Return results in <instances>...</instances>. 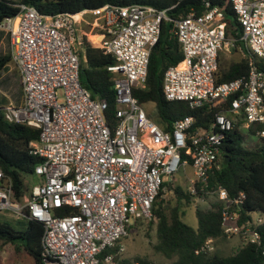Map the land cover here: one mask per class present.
I'll return each instance as SVG.
<instances>
[{"label": "built area", "instance_id": "built-area-1", "mask_svg": "<svg viewBox=\"0 0 264 264\" xmlns=\"http://www.w3.org/2000/svg\"><path fill=\"white\" fill-rule=\"evenodd\" d=\"M225 1L240 26L242 47L237 52L246 59L245 74L214 80L217 53L228 50L233 37L225 35L223 11L211 0H201L200 12L190 7L169 28L181 58L163 70V96L197 107L232 95L227 107L213 113L208 127L194 131L188 130L190 115L162 128L131 92L144 84L160 20L169 19L166 8L102 3L74 13L46 14L18 3L14 14L0 20L21 92L19 103L7 101L0 106V115L39 129L37 138L29 141L30 152L39 158L33 166L37 178L17 201L11 199L10 180L0 169V210L21 218L25 209L26 216L41 222L43 264H98L101 249L126 234L129 217L150 218L161 182L179 165H187L182 148L192 153L188 190L194 192L195 180H205L220 168V145L232 117L239 115L245 126L264 121V69L254 62V57L264 60V0ZM86 12L94 16L89 24L103 31L97 46L115 60L107 66L113 73L112 127L103 113L106 102L91 98L78 78L83 50L77 26L86 22ZM215 191L223 200L220 225L224 234H237L264 250L256 229L264 215L257 213L238 222L233 204L239 201L228 198L220 185ZM67 206L75 211L56 213ZM211 248V238H207L200 250ZM122 250L118 243L117 253ZM103 260L114 264L109 253Z\"/></svg>", "mask_w": 264, "mask_h": 264}, {"label": "trees", "instance_id": "trees-1", "mask_svg": "<svg viewBox=\"0 0 264 264\" xmlns=\"http://www.w3.org/2000/svg\"><path fill=\"white\" fill-rule=\"evenodd\" d=\"M18 3L30 4L39 12L46 14L74 13L82 9H92L102 3L118 5L144 3L156 8H166L169 19L160 20L157 39L149 50L144 84L132 88V94L140 103L145 101L153 103L155 109L153 120L164 129H168L172 121L186 115L193 118L188 127L189 131L200 127L206 128L212 120L213 113L229 105L232 95L223 101L213 99L209 103L191 107L185 100L166 99L161 91V76L164 68L181 58L179 44L173 33L169 31L172 20L185 14L190 7L200 12L203 8L201 0H0V20L14 14L18 10ZM211 3L221 7L224 33L233 37L229 49L237 51L238 46L242 47L238 38L240 26L229 2L211 0ZM84 15L94 20V16L89 12ZM88 26L86 30H81L80 45L83 50V60L81 59L79 63L78 78L91 98L103 99L106 102L103 113L106 123L112 127L115 123L113 73L107 69V66L114 64L115 60L97 46L103 31L90 24ZM9 60L8 51L0 54V69ZM254 62L259 68L264 69V60L254 57ZM246 71L247 63L244 57L238 55L225 59L222 57V52L218 51L214 71L215 82L245 74ZM147 115L149 116L148 113ZM231 122V128L226 132L220 145L222 155L220 168L209 173L205 180H195L193 193H185L179 185L172 186L176 197H184L186 200L190 194L203 197H207L212 192L215 194V199L210 201L208 207L194 208L195 226L182 221L183 212L178 205L165 209L159 196L162 187L168 183L161 182L150 208V217L155 218L156 240L153 248L167 257L174 256V258L169 262L157 264H264V250L248 241L241 240L231 253H222L218 249L200 250L207 238H211L212 242L225 235L220 225V208L223 200L216 195L217 185L224 188L228 198L239 201L233 204L238 212V222L251 218L252 211L264 215V121H255L245 126L247 134L256 136L247 144L242 143L245 134L238 131V126L242 123L241 117L233 116ZM259 130H263V134H259ZM38 132L39 129L36 127L22 122L7 121L0 115V169L10 180V197L13 200L19 201L37 178L33 166L39 158L30 152L29 141L36 139ZM186 141L188 143V140ZM180 152L189 165L192 153L185 151V148ZM225 157L226 161L223 162ZM73 211L75 207L67 206L57 209L56 213L65 214ZM24 214L25 216L14 219L0 217V244L8 242L15 248H22L31 257L32 264H43L40 243L42 224L26 216L25 209ZM129 226L130 224L126 229ZM256 229L261 241L264 242V221L258 224ZM15 240L17 243H14ZM118 241L119 239L114 245L101 249L98 254V264H108L103 260V255L106 253L110 254L114 264L130 263L132 260H138L141 264H152L144 257L135 256L132 259L120 257L117 253Z\"/></svg>", "mask_w": 264, "mask_h": 264}, {"label": "rangeland", "instance_id": "rangeland-1", "mask_svg": "<svg viewBox=\"0 0 264 264\" xmlns=\"http://www.w3.org/2000/svg\"><path fill=\"white\" fill-rule=\"evenodd\" d=\"M83 19L86 20V22L81 21L77 26L79 40L81 37V30H86L89 27V22L93 21L92 18L90 19L84 14ZM7 51V36L5 31L0 28V54ZM221 52L222 57L225 59L239 55L237 51L231 49ZM80 53L81 51L79 49L78 54L80 55ZM18 85L19 78L17 69L14 63L9 60L6 65L0 69V106L7 101H13L16 99L18 95ZM142 106L149 116L152 119H155L153 103L151 101H145L142 103ZM238 131L245 134L242 138L243 144H247L256 137L255 135L246 133L244 123H241L238 126ZM191 177L192 171L190 166L179 165L171 176L165 178L164 181H166L168 185L162 187V193L159 198L162 199L165 209L175 204L178 205L179 209L183 212L181 216L182 221L191 226H195L196 218L194 215V208L208 207L210 201L215 199V194L212 192V194H209L207 197L190 194L187 200L184 197L177 198L172 186L179 185L185 193L189 194V178ZM256 214L255 211L250 212V216L252 217ZM0 217L14 219L13 216L3 210H0ZM129 224L130 226L127 228L126 234L120 237L118 241V243L123 245V250L119 253L120 257L127 259H132L135 256L144 257L152 264L169 262L174 258V256L167 257L153 248V243L156 240L154 217L148 219H133L132 217H129ZM240 241L241 237L237 234H225L224 237L217 238L211 242L212 248L210 250L218 249L222 253H231L237 248ZM14 243H17V240H15ZM0 258L1 264H32L31 257L22 248H15L13 244L8 242L0 244Z\"/></svg>", "mask_w": 264, "mask_h": 264}, {"label": "crops", "instance_id": "crops-1", "mask_svg": "<svg viewBox=\"0 0 264 264\" xmlns=\"http://www.w3.org/2000/svg\"><path fill=\"white\" fill-rule=\"evenodd\" d=\"M20 97H21V92H20V87L18 85V95H17L16 99L13 100V101H11V102H13V103H19Z\"/></svg>", "mask_w": 264, "mask_h": 264}, {"label": "water", "instance_id": "water-1", "mask_svg": "<svg viewBox=\"0 0 264 264\" xmlns=\"http://www.w3.org/2000/svg\"><path fill=\"white\" fill-rule=\"evenodd\" d=\"M226 161V157H225V159L223 160V162H225Z\"/></svg>", "mask_w": 264, "mask_h": 264}]
</instances>
